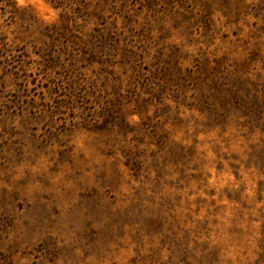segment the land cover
Returning <instances> with one entry per match:
<instances>
[{"label": "rangeland", "instance_id": "obj_1", "mask_svg": "<svg viewBox=\"0 0 264 264\" xmlns=\"http://www.w3.org/2000/svg\"><path fill=\"white\" fill-rule=\"evenodd\" d=\"M0 264H264V0H0Z\"/></svg>", "mask_w": 264, "mask_h": 264}, {"label": "snow or ice", "instance_id": "obj_2", "mask_svg": "<svg viewBox=\"0 0 264 264\" xmlns=\"http://www.w3.org/2000/svg\"><path fill=\"white\" fill-rule=\"evenodd\" d=\"M23 2V0H21V3Z\"/></svg>", "mask_w": 264, "mask_h": 264}, {"label": "clouds", "instance_id": "obj_3", "mask_svg": "<svg viewBox=\"0 0 264 264\" xmlns=\"http://www.w3.org/2000/svg\"><path fill=\"white\" fill-rule=\"evenodd\" d=\"M18 2H19V0H18Z\"/></svg>", "mask_w": 264, "mask_h": 264}]
</instances>
